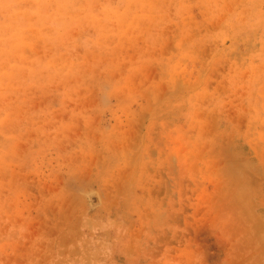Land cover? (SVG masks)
Returning a JSON list of instances; mask_svg holds the SVG:
<instances>
[{
  "label": "clouds",
  "instance_id": "9594fccd",
  "mask_svg": "<svg viewBox=\"0 0 264 264\" xmlns=\"http://www.w3.org/2000/svg\"><path fill=\"white\" fill-rule=\"evenodd\" d=\"M0 264H264V0H0Z\"/></svg>",
  "mask_w": 264,
  "mask_h": 264
}]
</instances>
